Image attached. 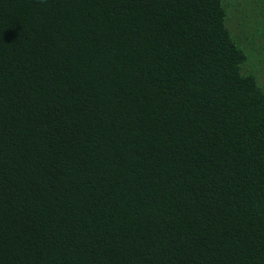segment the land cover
Segmentation results:
<instances>
[{
  "label": "trees",
  "instance_id": "obj_1",
  "mask_svg": "<svg viewBox=\"0 0 264 264\" xmlns=\"http://www.w3.org/2000/svg\"><path fill=\"white\" fill-rule=\"evenodd\" d=\"M0 264H264V0H0Z\"/></svg>",
  "mask_w": 264,
  "mask_h": 264
}]
</instances>
